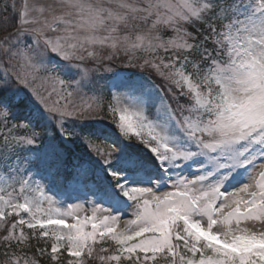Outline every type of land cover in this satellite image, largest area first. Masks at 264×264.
Instances as JSON below:
<instances>
[{
    "label": "snow or ice",
    "instance_id": "6c2138e0",
    "mask_svg": "<svg viewBox=\"0 0 264 264\" xmlns=\"http://www.w3.org/2000/svg\"><path fill=\"white\" fill-rule=\"evenodd\" d=\"M42 261L264 264V0H0V264Z\"/></svg>",
    "mask_w": 264,
    "mask_h": 264
},
{
    "label": "rangeland",
    "instance_id": "374dc122",
    "mask_svg": "<svg viewBox=\"0 0 264 264\" xmlns=\"http://www.w3.org/2000/svg\"><path fill=\"white\" fill-rule=\"evenodd\" d=\"M166 38L167 37H165V39ZM141 55H143V53H141ZM127 63L128 62H127L126 58H124L123 54H121L120 57L117 60H115L112 63L111 66L114 68V70L121 71L123 73H137V74H140L141 73V70L140 69L127 66ZM144 75L146 76L147 74L144 73ZM154 80H155V78H154ZM155 82L156 83H159L158 80H155ZM161 92H163V90H161ZM88 214H90V210L89 211H86L85 213H83V215H88Z\"/></svg>",
    "mask_w": 264,
    "mask_h": 264
},
{
    "label": "trees",
    "instance_id": "16d2710c",
    "mask_svg": "<svg viewBox=\"0 0 264 264\" xmlns=\"http://www.w3.org/2000/svg\"><path fill=\"white\" fill-rule=\"evenodd\" d=\"M45 260H46V258H45ZM42 264H44V261H42Z\"/></svg>",
    "mask_w": 264,
    "mask_h": 264
}]
</instances>
